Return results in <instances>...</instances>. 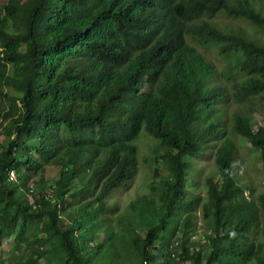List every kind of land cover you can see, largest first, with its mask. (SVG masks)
Returning <instances> with one entry per match:
<instances>
[{
	"label": "trees",
	"instance_id": "obj_1",
	"mask_svg": "<svg viewBox=\"0 0 264 264\" xmlns=\"http://www.w3.org/2000/svg\"><path fill=\"white\" fill-rule=\"evenodd\" d=\"M219 15L235 21L223 27ZM258 106L264 0H3L0 123L14 135L0 151V241L11 235L20 253L35 246L16 264L46 253L49 264H122L105 200L137 176L134 140L145 130L172 176L158 194L169 202L150 199L145 236L130 238L139 264L172 261L178 228V263L264 264V190L240 183L233 138L264 157ZM215 141L218 177L205 178L201 204L213 228L195 250L200 195L184 198L185 169ZM46 166L58 168L50 185L38 178ZM11 169L17 183L6 182Z\"/></svg>",
	"mask_w": 264,
	"mask_h": 264
},
{
	"label": "rangeland",
	"instance_id": "obj_2",
	"mask_svg": "<svg viewBox=\"0 0 264 264\" xmlns=\"http://www.w3.org/2000/svg\"><path fill=\"white\" fill-rule=\"evenodd\" d=\"M3 0H0V3ZM218 23L221 26H226L231 22L234 23V19H230L228 16L219 15L217 16ZM258 112L252 117L253 129L261 127L264 128V108L261 106L257 107ZM3 123H0V151L1 146L11 141L13 138V132L5 135L3 131ZM233 138L236 140L239 147L240 156L243 158L244 165L246 167L245 171H242L238 175L240 183L243 185L252 186L256 189V193L264 190V157H262L261 151L259 149L253 148L249 142L240 136H235ZM134 144L137 145L138 153L137 160L139 165V172L133 180L121 187L113 189L106 196V205L112 209L108 211V222L113 227L115 234V243L118 254L121 259L122 264H139L140 258L134 254L132 244L130 243V238L134 232L140 234L144 237L146 233V223L144 218L148 216L142 214V210L148 205V201L155 198L157 205L163 206L169 202V198H161L158 195L160 192L166 190L165 180L170 179L172 173L167 168V163L165 159H157L158 162L154 160L156 157L166 156V149L159 148L158 140L153 136L149 135L147 131L143 130ZM218 142H214L209 145L207 152L203 154L200 158L192 160L190 164L185 169L186 181H184L185 194L184 198L188 199L193 194H199V201L193 205L196 210L197 220L195 223V232L189 238L192 244L195 246V250L201 248H206L209 245L208 238L206 237L213 228V221L211 217L205 214L201 210V204L203 198L206 196V184L205 178L216 173L218 177V171L215 167L213 161V153L217 147ZM32 156L36 158L35 153ZM167 160V156L165 157ZM188 160L187 156H183V161ZM42 181L47 184L54 183L58 180V168L55 166H46L44 172H42ZM36 180V178H35ZM190 180V182H189ZM29 186H33L32 183ZM30 199V198H29ZM70 200V196H67ZM178 203V200L175 202ZM192 206V205H191ZM188 207H183L179 213L182 217L188 212ZM177 212L174 213V216ZM144 217V218H143ZM181 229V228H180ZM178 228L176 234L172 238V244L167 249L166 254L170 255V251L174 248L175 243L180 240L181 230ZM104 230H99V238L105 236ZM44 236V235H42ZM131 244V246H130ZM175 249V248H174ZM34 248H27L22 253L17 251L16 244L11 235L4 236L0 241V264H16L18 260L26 259L34 256ZM48 253L42 256L37 264H49ZM161 255L158 257V262H161ZM179 258H176L177 262L170 260L165 261L162 264H193L190 260L179 262Z\"/></svg>",
	"mask_w": 264,
	"mask_h": 264
},
{
	"label": "built area",
	"instance_id": "obj_3",
	"mask_svg": "<svg viewBox=\"0 0 264 264\" xmlns=\"http://www.w3.org/2000/svg\"><path fill=\"white\" fill-rule=\"evenodd\" d=\"M7 183H17L18 179H17V175L14 169H11L7 172V179H6ZM178 242L175 243L174 248H177ZM172 248V250L170 251V255H167L169 258L176 260V258L178 257L175 249ZM179 258V257H178Z\"/></svg>",
	"mask_w": 264,
	"mask_h": 264
}]
</instances>
